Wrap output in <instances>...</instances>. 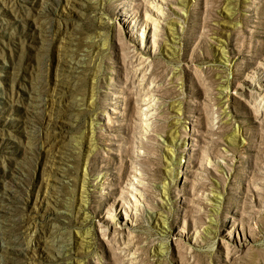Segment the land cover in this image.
Returning a JSON list of instances; mask_svg holds the SVG:
<instances>
[{
    "label": "rangeland",
    "instance_id": "374dc122",
    "mask_svg": "<svg viewBox=\"0 0 264 264\" xmlns=\"http://www.w3.org/2000/svg\"><path fill=\"white\" fill-rule=\"evenodd\" d=\"M0 264H264V0H0Z\"/></svg>",
    "mask_w": 264,
    "mask_h": 264
}]
</instances>
